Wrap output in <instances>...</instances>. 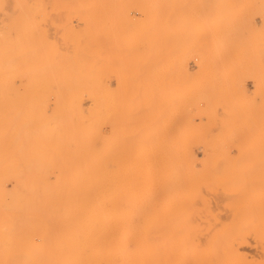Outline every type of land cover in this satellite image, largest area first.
<instances>
[{"label":"rangeland","instance_id":"1","mask_svg":"<svg viewBox=\"0 0 264 264\" xmlns=\"http://www.w3.org/2000/svg\"><path fill=\"white\" fill-rule=\"evenodd\" d=\"M0 1L2 5L5 1V4L0 7V32H1L0 40L2 41L0 42L1 44L0 53L2 54V52L4 51L3 55L0 54V58L1 56L3 57V56L10 55L9 57H4V58L5 59L8 58L10 61H12L11 60L12 58L14 61L13 63L12 62L10 63L12 67L9 63L7 64L6 61H4L6 64L5 63L3 64L5 66L8 65L7 67L8 70H6L5 69L6 67L1 64V61L3 62V60L5 59L4 58L3 60L2 58L0 59V72L4 71L0 75V83H1L0 84V264H70V263L74 264L72 260H69L70 258L73 257V253L72 252L67 253V252H70V250L68 247H66L65 244H63L65 241L69 243L68 240L65 239V237L67 236L70 237L72 233L73 234L75 233L73 231L76 230V226L73 225L74 222L73 224L66 222L70 218V216L69 215L62 216V211L61 209L58 208L57 205H53V206L46 205L45 203H42L45 200L42 201L41 199L39 202L38 199L36 200V199L29 198L30 199L29 204L32 205L31 208L33 207V202L36 200L41 204L40 206L41 209H39L41 211L38 212V210H36L37 213L34 212L35 210H33V208L35 207L36 202L34 203V207L32 208V211L31 209L28 210V207H27V210L25 211L23 210L24 205L26 207L28 201L24 203L25 201L24 198H21L22 200L20 198L16 199L15 197H11V195L7 192L8 189L11 187V183H12L13 153H14V148L12 144V126L15 125L14 122L18 121L16 122V124L18 123L19 125L21 123L22 124L26 123L24 122V120L26 121L28 119V116L30 115V112L32 113L33 106L35 104L34 102L39 103L41 101L44 102L45 100L54 101V99H59L57 98L58 96H60V99L64 98V100L67 101L73 95H77L79 98L82 97L83 103L85 102L84 107L91 106L95 112V119L97 116V120H100L98 122L95 121L96 123H94V129H93V132H94L93 136L94 135L96 136V134L100 133L97 136L100 140L99 141L96 140L97 141L96 149L98 151V154L104 156L106 152L107 153L109 152L110 154L114 152L113 155L112 154L105 155L103 158L110 157L109 162L112 166V169L114 171L116 169L114 174L115 176L118 175V177L116 178V180L114 179L113 188L115 187L114 189L115 190L117 189L116 190L117 193L115 192L117 194V197L120 200L121 199L123 200L124 198H122V196L126 194L128 196V199L130 198L129 199L130 202H131V198H133L132 200H134L130 203V204L134 203L133 204L134 207L129 204L130 206L129 207L126 206L127 209L124 208V212L122 211L124 213L123 214L121 210H123V207H125V205H128L126 202L127 201L129 202L127 197H125L126 195L124 196L125 200H127L126 202L123 201L124 202L123 204L125 205L121 207L119 205V207H117V210L114 211V217L116 216L115 218L118 219V221L119 219H121L120 221H126L128 223L129 222L136 223L140 219L139 216L137 218L136 212L140 211V209L141 211L145 209L146 212L150 210L148 207L145 208V206L146 205L148 206V204L149 206L151 205L150 201L152 202V200H149V199L151 197L153 198V195L151 196V194L154 193L153 191L154 185L150 183V181H148V179L146 178H142L143 180H141V178L137 179V177H134L139 174L146 175L144 173L146 172L145 170L147 169L144 166H146L147 164L154 165L155 163L156 165L173 164L175 166L179 164L178 166H181V169H182L179 172L180 177H178L176 172H173V173L169 172L172 175L171 176L172 179H174V176L176 175L175 176V185H176L175 188L177 192L176 190L170 191L171 193L172 192L174 193V194H171L172 197L169 196V191H165L166 193L163 192L164 193L163 196H166V197L161 200L162 202L160 201V199L163 197L158 196L159 201L155 199L157 203H155L156 201L154 200L155 202L154 203L152 202L154 206H151V209H154L155 204H158L156 205V207L158 206V209L160 210L155 208V212L153 210L149 212L151 214H157L156 212H160L161 209H168L170 208V206L172 207L174 204H176L175 206L177 207L175 210L176 212L178 211L177 213L179 216L175 213V210H173L172 214L168 215V216H171L169 218H164L168 216H164V217L156 216L158 220L155 216L149 218L147 220L148 225L152 223L150 224V226H153L155 222H156V225L158 226H160L161 224L163 225L164 223L167 225V224H170L173 220L174 221L172 223H175V224L182 223V226L184 228L188 227V229H191L193 231V236H195L196 239L200 240L202 238L201 240L205 239L203 240L204 242L206 240L208 241V242L206 241V244H204L205 246L203 245L202 247V248L205 247L206 249L205 248L201 249L202 255H205L206 253V255L208 256L214 255V253L216 252L215 249H217L218 247L219 248L217 250L225 247L228 242V238L234 239V241L238 240L240 241L239 243H242L243 241H245V239H247L246 240V242L248 241L247 243L244 242L243 244H241V247H242L241 249L242 250L244 248L245 249L243 251H241L240 249L241 253H243L241 257L245 255L244 258L239 257L236 261H234L232 257L230 258L227 257L226 259L221 261L219 264H224L225 262H226L225 264H230V263L231 264H241L242 262L243 263L247 262L246 264H255V263L264 264L263 262L264 261V249L262 250V248H264L263 247L264 239L262 238L263 242H262V239L258 240L260 242H257V239L253 238L252 235H250L251 231L254 228L258 230L262 229V227L264 228V223H263L264 221L263 220L264 219V201L261 200V199L264 200L263 198L264 193L260 194L261 192H264L263 190L264 189L263 188L264 187V177H263L264 176V173H263L264 166L263 167L260 166L262 164L264 165L263 163L264 162V0H126V2H124L125 0H114V1L110 0L111 2L108 0L109 3L106 2V0H97L99 1V2L96 1L98 4L95 3L94 0H87V1L76 0L77 2H75V0H70L71 3L69 2V0H66L68 3L65 2L64 0H61L62 2L64 1V3L60 7H59V3L61 2L60 0L58 1V5L56 4L57 2L56 0H53V1L51 0L52 2H49L48 0L47 1L44 0L42 4H41L42 0H35L39 2L38 4L37 2L33 4L34 2L33 0L28 1L29 3H27V0L25 1L23 0L22 3L20 2L21 0H19V2L18 0H0ZM12 1L14 2L17 1V3H14V4H17L18 8L17 7L16 8L18 9L17 10L18 12L15 11L16 8ZM54 1H55V4H53ZM79 1H81V3ZM30 2H32V4ZM89 2L91 3V5H89ZM18 3L19 4L21 3L20 7ZM82 3L84 7L86 6V8L81 6ZM30 4L31 6H28ZM40 4L43 6L42 9L45 13L44 12L42 13L44 14L41 13V6H39ZM73 4H78V6L77 5L75 6L79 7L80 10L78 8H75ZM103 4H106V6ZM107 4L108 6L110 5L112 6V7L110 6L111 9L110 7L108 8ZM21 5L22 7H24L23 8L24 11L21 9L22 8ZM45 5L46 7H44ZM96 5L97 7L95 8ZM98 5H99V8H98ZM117 5H120V6L118 7ZM36 6L38 7V10ZM114 6L116 7V9H114L115 8ZM27 7H29L30 9L27 10L28 9ZM33 7H35L36 9L34 8L35 11L32 10L33 12L31 11L30 15H33V13H35L34 16H31L32 19L33 18L35 19V20L33 19L35 22H33L31 18H29L30 15L28 13ZM124 7H126L127 9L125 8L126 9L125 10ZM25 10H27L28 12ZM101 10L104 12V14ZM108 10L109 12H107ZM14 11L17 14L20 13V15L16 14V17H15ZM20 11H22L23 15L21 14ZM36 11H39L40 13L38 12L37 14ZM110 12L111 13L113 12V13L110 14ZM113 14H114L115 19H112L113 16L111 18V15ZM123 14L126 16L124 17ZM107 15L110 17H108ZM116 15H118L117 18H116ZM40 16L41 17L43 16V17L41 18ZM79 16H81L80 19H78ZM26 17L27 19H29L28 21L26 20ZM101 17L102 18L104 17V18L102 19ZM105 18L112 19L110 20V23H109V20H107V27L105 25L106 23ZM20 19H23V20H20ZM14 20H16V23ZM122 20L123 21L126 20V21L123 22ZM25 21H27L28 24L30 23L33 24L34 27L31 24L28 25L27 23H25V26H24L23 23ZM9 22L10 23L12 22V23L10 24ZM113 22L115 25L116 24L117 25L114 26ZM119 22L120 23L123 22L122 25L124 27ZM84 23H87V24L84 25ZM2 24L3 26H1ZM118 25H119V28H118ZM13 26L14 28H16V30L20 29L22 32L20 30L18 32L17 31L15 32V29H12ZM23 26H24V29H23ZM39 26L41 27V29ZM110 26L114 27L113 30H117V31L119 29L123 30L125 28L126 34L124 31L125 29L123 30V33L122 31H118L116 33V31H113L111 28L108 29ZM79 27L80 28L83 27L85 29L84 30L83 28H81L82 30H84L83 34L81 33L82 31ZM11 29L13 33L14 32L15 33L14 34L12 33V35L9 34L8 36V33H11ZM33 29L35 30L37 29L36 30L37 32L36 31L35 32L38 34L34 32V35H33V31H32ZM38 29L40 30L43 29L45 32H42L43 31L42 30L39 34ZM97 29L98 30L103 29V31H99V34H98ZM104 29L106 32H104ZM23 30H24V33H23ZM78 31H81L79 32L80 35H78ZM30 32H31V37H29L30 34H28ZM85 33H88L89 36L91 33L93 35L96 34V36L98 37L96 38L92 35L90 36V38L94 37L95 39L94 40L91 39V41H89L88 39L89 36L86 34L88 38L87 37L85 38L86 36ZM102 33L103 35H101ZM118 33H121V34L118 35ZM18 35H22L24 40L22 39V36L19 37ZM24 36H28L27 37L28 41L33 38V42L31 41V44L33 46L29 44L30 42H28ZM81 36H84V38L83 37L81 38L84 40L80 41ZM2 37H5V41L2 40L4 39ZM117 37L118 39H116ZM101 38H103L102 39L103 41L101 40ZM25 40H26V43H25ZM98 40L99 41L101 40L102 42L101 41L97 42ZM86 41L88 42L84 43ZM19 42H21V44ZM94 42L96 43L94 44ZM106 43H108L107 46H106ZM110 43L115 46L110 45ZM118 43H119V46H117ZM2 44H3V48H2ZM17 44L19 45L18 47H17ZM27 44H29L30 46ZM86 44L87 45L89 44L92 46L88 48ZM96 44L97 46L103 45V47H100V48L98 47L97 49ZM120 44H122V48ZM22 45L23 46L25 45V46L23 47ZM109 45L110 47H112V49L110 47L108 48ZM27 47L29 51H32L34 49L33 53L36 51L34 53L35 55H33L32 52L29 53V51L25 49ZM85 47L88 50H85ZM118 47L121 49H119ZM14 48L17 50V52ZM22 48H24L23 52H22ZM79 48L81 50H79ZM83 48L85 51L82 50ZM117 48L119 50H117ZM6 49L9 54L6 53ZM11 49H13L14 51L13 50L11 51ZM42 49H45V50L43 51ZM101 49L104 53L101 51L100 53L98 52ZM123 49L126 51H124ZM120 50L122 53L120 52ZM19 51H21V53H19ZM25 51L28 54L25 53ZM37 51L39 54L37 53ZM114 51L116 52L119 51V53L117 52L116 54V52ZM86 52H87V55H86ZM53 53L55 55H53ZM80 53H85V54L81 55ZM96 53L99 55L95 57ZM22 54L25 55V57ZM108 54L109 55L111 54L112 56L111 57L108 56L109 58L106 57V55ZM123 54L126 56V58L125 56L123 57ZM16 55L20 57H17L16 59ZM47 55H49L50 57L49 56L46 57ZM100 55H104L105 58L104 56H100ZM116 57L119 59H117ZM35 58L36 60H33ZM38 58H40L41 60ZM81 58H84L86 62V63L83 62L84 66H83ZM86 58H89V61H90L89 63L90 65L92 64L93 67L96 66L97 68L99 67L100 69V66L102 65L100 70H102L103 72H100V70H95L96 73L93 70L90 71V68L91 69L93 68H92V65L90 67V65L87 64L88 59ZM107 58L108 60L109 59L113 60V61L109 60L110 65L108 64V61L106 60ZM37 59L40 61H37ZM79 59L81 61H79ZM104 59L106 60V62ZM115 59L116 61L114 62ZM15 60H20L21 62L22 61L23 62L21 63L20 61H17L18 67H16V70L14 73V70H10V69H13L14 68L13 66H17V64H15L16 63ZM47 60L49 63L47 62ZM27 61H30V62L28 63V67H25L27 66ZM35 62L37 64L38 62L39 63L41 62L44 64H42L43 66L41 64L37 65ZM116 62H118L119 64L120 62H124V63L120 65L119 64L115 65ZM24 63L25 65H23ZM30 63H32V65H30ZM50 63L52 64L50 65ZM97 63L101 65L99 66ZM85 64H87L88 66ZM107 64L108 66L105 67V65ZM1 65H2V68H1ZM19 65L21 66V68ZM49 65L50 67H48ZM111 65H112V68L110 67ZM44 66L45 68H48V70L45 69ZM80 66L82 67L80 68ZM34 67L36 69H34ZM83 67L84 68L86 67V69L89 68V72ZM125 67L127 69V72L125 69L124 71L125 73H123V70ZM39 68L41 70H39ZM106 69H107V72H108V69H111L113 71L110 74L109 72L111 70H109L107 74L105 73ZM30 70H33V71L35 70L36 74L35 73L33 74V72L29 73ZM78 70L79 71L81 70V71L79 72ZM9 71H11L12 73ZM20 71L21 73H18ZM43 71H45L46 75ZM40 72L42 73L40 74ZM98 72L99 74H97ZM47 73H48V78H47ZM87 73H89L88 76L86 75ZM94 73L96 74V76L94 75ZM101 73L103 74L102 75L103 80L101 79ZM8 74L9 75L12 74L10 75L11 78H9L11 81H9L8 79V76H9ZM54 75L56 76L53 80ZM84 76H86V78H84ZM45 78H47V80H45ZM49 78L51 79L50 85H53V86L48 85L50 82L48 81ZM26 79H27V82H26ZM55 79L59 80L57 81L58 83L56 82ZM95 79L96 81L98 79L97 83H94ZM34 80H35V83H34ZM88 81L91 82V85H87ZM36 82L40 83L39 86L41 87H39L36 84ZM29 83H33V84H29ZM80 83H82L81 87L79 86ZM55 84H57L58 86L57 85L55 86ZM2 85L3 87H1ZM11 85L12 86L14 85L13 86L14 88ZM92 85L94 86L97 85V87L96 86L92 87ZM62 86L63 88H61ZM101 86L104 88H102ZM56 87L59 89H57ZM89 87H92L91 91H93L95 95L98 94L100 97L101 96L105 97L106 103L103 107L101 105V107L104 109L107 106L108 108L106 112L102 111L103 110L102 108H100L102 109L101 110L102 113L100 112V110L98 109V104H99L98 101H101V100L99 99V96L98 97L95 96L93 92L90 91ZM99 87L101 88L98 89ZM6 88H8L9 91H7ZM37 88L39 89V91L41 90L40 92L42 94H38V92L36 93ZM53 88H55L57 92ZM1 89H2V92H1ZM3 89L6 91L4 94H3L4 92ZM29 89L31 91H29ZM86 89L89 91L86 92ZM96 89L97 91L98 90L99 91L98 92L94 91ZM42 90L44 91V93H47L48 91H50L49 93L51 95L49 93H47L48 95L47 94L44 95ZM102 90H105V91H102ZM84 91L85 93H83ZM112 91L114 93H112ZM24 94H26V96L29 95V99ZM36 94H38V97ZM3 95H6V96L4 97ZM15 95L17 99L15 102L13 100L14 103H12L11 100L15 99ZM39 95L40 96L43 95L46 98L42 96V99H41ZM52 95L54 96L56 95L55 98ZM109 95L112 96L110 97V99H109ZM122 95H123V98H122ZM20 96H22L23 99ZM92 96L94 97L92 98ZM124 96L126 98H124ZM94 98L97 102L94 100ZM121 98H122L121 100L122 102H127V104L126 103L122 104L125 107L120 106ZM6 99H7V102H5ZM73 99L74 97H72L71 100ZM105 99H102L104 101L100 102V104H104ZM93 100L96 102L97 104L96 106ZM29 101L32 102L33 104L29 103ZM90 101H93V103ZM16 102H17L18 107L16 106ZM22 103L24 105L27 104V106L23 105L25 108L24 107L21 108ZM28 103L29 105L31 104L30 109H29ZM109 103H110V106H108ZM14 105L17 107V109L15 108ZM111 105H113V107ZM94 107L96 108V110ZM110 107L112 108L111 110H109ZM116 107H117L118 112L116 110ZM64 108L68 109V102L64 103ZM12 109H14V111ZM20 109L21 110L25 109V112H23L24 111L23 110L22 114L26 113L27 111H30V112H28V114L26 113L22 115L21 117ZM97 110H99V112ZM123 112H124V115H123ZM18 113H20V115ZM106 113L108 114L107 115L108 118L107 116L103 117V114L105 115ZM118 113L122 115L120 116L118 115ZM97 114L102 115V117L105 119H103L101 116ZM114 114L117 116H115ZM13 115H15L16 118L18 119L16 120V118ZM127 116H128L129 121L126 120V122L124 123L125 119H127L126 118ZM19 117L21 119H19ZM24 117L25 119H23ZM112 117H115V119ZM111 118L113 122L109 121V119L111 120ZM116 119L118 122L116 121ZM102 120L103 122H101ZM105 120L106 122L107 121L108 122L106 123ZM121 120L124 123V124L122 123L123 126L120 125L122 122ZM109 122H110V126L114 124L117 125L119 123L117 126L120 125L121 127L120 126L119 127L121 130L119 129V127L116 128L115 125L112 126L113 128L110 127L108 125ZM127 122L129 123L127 124ZM106 126L107 128L103 129ZM110 128L112 130H110ZM94 130H96L97 132ZM114 132L115 134H113ZM121 132H125V133H121ZM122 134L124 137L122 136ZM101 135L105 138V141L110 140L111 138L110 142L106 141V143L103 144L104 138H101L102 137ZM118 136L121 138L122 142L120 141V138ZM114 137L117 139H114ZM57 139H58L59 149L62 153L70 154L74 150L77 139H76V136L70 130H64L61 134L57 136ZM113 139H114V142H112ZM101 141L103 143H101ZM110 144H113V145H110ZM108 145H109V147L107 148L108 151H106V146ZM121 145L124 148V150L121 147ZM111 146H115L117 149ZM114 148L117 151H115ZM111 150L113 152H111ZM130 150H132L131 155L128 154V152L130 153ZM103 151H106V152H103ZM153 151H157V152H153ZM123 152H124V155H123ZM134 152L137 153L138 157H136V153ZM152 152L154 156H151ZM156 153L160 158L156 155ZM160 153H163V154L161 155ZM114 154H115V157H114ZM125 154L127 156H125ZM144 154H146V156ZM140 155H141V158H143V160L141 161H140ZM248 155H249V158H248ZM147 156L149 157L151 156L150 159ZM134 157L136 160H138L137 162L134 159ZM144 157L146 158V160ZM223 157L224 158L226 157V159H224ZM250 157H255L254 159L259 160V161L257 162L253 158H252L253 160L252 161L250 160ZM111 159H112V163H111ZM171 159L173 160V162H171L172 161ZM239 159L240 160L242 159L241 162H239ZM117 161H121L122 164ZM144 161L146 163H143ZM249 161L251 162L249 163ZM255 162H257L258 164ZM231 164L233 166H231ZM251 164L253 165V167H255L256 164L257 166L253 168ZM113 165L116 167L118 165L119 166L116 168ZM124 165H127V167ZM228 165H230L231 168L228 167ZM213 166L214 167L217 166V167L213 169L214 168ZM243 166L248 167L250 170L248 168H243ZM134 167L137 168L138 171ZM138 168L140 169V171ZM216 168H218L219 170ZM262 168H263V171H262ZM125 169L126 170L128 169L129 171H131L132 173L131 176L133 178L130 177L127 180L124 179L123 181L124 175L131 174L130 172H127L128 170L126 171ZM252 169L258 172L260 175L258 173H256L257 175H255ZM238 170H241V172L239 173ZM120 171H122V173ZM135 171L138 173H136ZM142 171H145V172L143 173ZM215 171L217 174L215 173ZM235 171H237L238 173ZM169 173L167 172V174L163 175L164 179L161 178L163 182L171 183L174 181V180L171 181L170 179L171 177ZM212 173L217 176L215 177V175H213ZM218 173L221 174L222 176L218 175ZM121 174L123 175L120 178ZM235 174L236 175L238 174V175L236 176ZM244 174H247L245 175L246 177L244 176ZM248 174H251V175L248 176ZM258 175L259 176L263 175V176L259 177ZM194 176L196 178H194ZM252 176H255V177L258 176V178L256 177V179H254L255 177L252 178ZM215 178L216 180H213ZM244 178H248L249 180L250 178L254 179L251 182L252 185L249 184L250 182H248V179L247 180L245 179V181L243 182ZM135 179L138 182L140 181L139 184L138 183L134 184ZM169 179L171 182L169 181ZM181 179H183L185 183L182 182ZM194 179L196 181H194ZM257 179H259V181H257ZM129 180L133 182H130ZM116 181L117 183L119 182L118 185L120 183L122 184L120 185L119 188H118ZM127 181L130 182L131 185ZM186 181L188 182L190 181V183ZM246 181H247L246 183L247 186L245 184ZM261 181L263 182V184ZM125 182L127 183L125 184ZM149 183L151 186L150 190H148L149 187L146 188V186ZM182 183L183 185L187 184V186H185V188L182 187L178 190L177 188L181 187ZM254 183L256 186L252 188ZM128 184L130 185V188L128 187L129 186ZM241 184L242 186L243 185L245 186L242 187ZM261 184L263 186H261ZM135 185L137 186L139 185V186L135 187ZM144 185L146 186L144 187ZM131 187H134V188L132 189ZM139 187L140 189H138ZM250 187L251 189H253L252 191L254 192L257 191V192L253 194L251 190H250L251 192H248L249 191L248 188L250 189ZM241 188H243V190H241ZM238 189L240 190L238 191ZM133 190H134V194H133ZM246 190L248 193L246 194L243 193ZM235 191L238 193H236ZM240 191H242L243 194H241ZM129 193L133 195L135 198L131 196ZM173 195H175L176 197ZM258 195H261V196H258ZM142 196L147 197V198L150 196L151 197L149 199L147 198L144 199ZM253 197L258 198V200L260 199L259 201H257L258 203H260L261 201L262 202L260 204L255 202L254 205L251 206L252 205L251 200L254 199ZM166 198H168L167 203L164 202V200L166 201ZM19 199H20V202H19ZM141 199L143 201H141ZM188 199L192 200L193 202L188 201ZM14 200H16V202H18L19 204L15 203ZM168 200H170L169 203H168ZM175 200H176V203H175ZM178 200L179 201L181 200V201L178 202ZM205 200L207 203L204 202ZM121 202L122 201H120L119 203L121 204ZM159 202L161 203L160 205H159ZM190 202H192L193 205ZM21 203H24V205L22 206ZM39 203L38 205H40ZM143 203L145 206L143 205ZM172 203L174 204L172 205ZM183 203L188 205L187 207L188 209L184 207L185 205ZM15 205L18 206L17 210L19 208V212L16 211ZM30 205H27V206H30ZM38 205L36 206L37 208L35 207L34 209H38ZM205 205L209 206V208H207ZM242 205L244 206V208ZM131 206L133 209L131 208ZM139 206H142V207L140 208ZM50 207L52 208L49 209ZM248 207H250V209ZM256 208H259V209L262 208L263 213H262V209L260 211L259 209L257 210ZM118 209L120 210L121 213L118 212L119 211ZM251 211H254L253 213L259 214L261 216L263 214L262 218L261 216L257 215V217L259 216V219H257V217H255L256 215L255 214L253 215ZM243 212H245L246 214ZM127 214L130 217L127 216ZM132 215L133 216L135 215L138 220L136 218L134 220L135 216L133 217ZM61 216L65 218L66 221L62 220ZM118 216L120 217L118 218ZM121 217L122 218L124 217V218L122 219ZM159 217H162L163 219ZM181 217L184 219V221L182 222L180 221V220H183L181 219ZM228 217L230 220L228 219L227 221ZM254 217L256 218V221H254V224H253V220H255L253 219ZM153 218L156 221H153L152 220ZM176 218H177L176 221L177 222L179 221L178 223L175 222ZM189 219L190 221L193 220L191 221L193 222L192 224L190 221H188ZM150 220H152L154 223ZM157 221L159 223H157ZM236 221L237 223H235ZM259 221H262V222L259 223ZM203 222L205 224H203ZM238 223L241 225L238 226ZM248 224H250L251 230L247 228L249 227ZM206 225L208 226L206 227ZM230 225H234V226H230ZM242 225L244 227V228L242 227L243 229L241 228ZM232 228H236L237 229L236 231L238 234H236L235 229L231 231ZM228 229H230L232 233ZM240 229H242V231ZM244 229H247L246 232ZM249 230H250V233L248 232ZM241 232L243 233L241 234ZM230 233L231 235H233V237L230 235ZM246 233L248 236L246 235ZM203 234L204 236H202ZM226 235L227 237L225 238L224 236ZM206 236L208 237L209 240L206 238ZM221 236L222 238L224 237L225 239L220 238ZM216 238L219 239V242H217L218 240ZM69 239L72 240L71 237ZM215 241L218 245L215 243ZM259 243L261 245H259ZM207 245H209L208 248L206 247ZM212 245L215 247L217 246V247L216 248L211 247ZM244 245L245 247H243ZM213 248H214V252H213ZM260 248L262 251L260 250ZM252 259H254V261H252ZM68 260L71 262H68Z\"/></svg>","mask_w":264,"mask_h":264},{"label":"bare ground","instance_id":"2","mask_svg":"<svg viewBox=\"0 0 264 264\" xmlns=\"http://www.w3.org/2000/svg\"><path fill=\"white\" fill-rule=\"evenodd\" d=\"M22 1L23 0H21L20 2L22 3ZM25 1V0H24ZM28 1H30V0H27V3H29ZM34 2H33V4L34 3H36L37 1H35V0H33ZM47 1V0H46ZM49 2H52L51 0H48ZM57 2H56V4L58 5V1L59 0H56ZM61 1V0H60ZM65 2H67L66 0H64ZM64 1L62 2H60L59 3V7L64 3ZM82 1V0H81ZM81 1H79L80 3H81ZM83 1H87V0H83ZM95 1V3H97V2H99V1H97V0H94ZM97 1V2H96ZM110 1V0H109ZM114 1V0H113ZM13 2V4L14 3H17V1L16 2H14V1H12ZM18 2H19V0H18ZM44 2V0H42L41 1V4ZM69 2H70V0H69ZM75 2H77L76 0H75ZM106 2H108V0H106ZM105 2V3H106ZM111 2V1H110ZM124 2H126V0L124 1ZM0 3H1V1H0ZM20 3V4H21ZM31 4H32V2H30ZM39 2H37V4H38ZM47 3V2H46ZM68 3V2H67ZM71 3V2H70ZM73 3V2H72ZM104 3V2H103ZM109 3V2H108ZM115 3V2H114ZM120 3V2H119ZM5 4V1H4V3H3V5ZM19 4V3H18ZM20 4H19V7H20ZM31 4L30 5H28V6H31ZM39 5V6H41V13L42 12H44L43 11V6L42 5ZM48 4V3H47ZM52 4V3H51ZM53 4H55V1H54V3ZM85 4V3H84ZM98 4V3H97ZM100 4H101V2H100ZM113 4V3H112ZM118 4V3H117ZM122 4V3H121ZM2 5V3H1V5H0V7L1 6H3ZM7 5V4H6ZM15 5V8L17 7V4H14ZM75 5H77L78 6V4H73V6L75 7V8H78L79 9V7H77V6H75ZM86 5V4H85ZM89 5H91V3L89 2ZM103 5H105L106 6V4H103ZM110 5V4H109ZM114 5H116V4H114ZM35 6V5H34ZM81 6L82 7H84V5H83V3L81 4ZM102 6V5H101ZM107 6H108V4H107ZM111 6V5H110ZM110 6H108V8L110 7ZM118 7L120 6V5H117ZM10 7V6H9ZM21 7H22V5H21ZM37 7V6H36ZM44 7H46V5L44 6ZM97 7V5L95 6V8ZM112 7V6H111ZM111 7H110V9H111ZM115 7V6H114ZM14 8V9H15ZM18 8V7H17ZM15 9V11L16 12H18L17 10L18 9ZM24 7H22L21 9L24 11V9H23ZM28 9L27 10H29L30 8L29 7H27ZM35 7H33V8H31V10L28 12L27 10H25V11H27L28 13H29V15L31 14L30 12L33 10V11H35V9H34ZM84 8H86V6L84 7ZM87 8H89V7H87ZM98 8H99V5H98ZM126 7H124V9H125ZM3 9V8H2ZM101 9V8H100ZM114 9H116V7L114 8ZM118 9V8H117ZM127 9V8H126ZM125 9V10H126ZM37 10H38V7H37ZM80 10V9H79ZM84 10H86V9H84ZM94 10V9H93ZM93 10H91V11H93ZM98 10V9H97ZM96 10V11H97ZM104 10V9H103ZM122 10H123V8H122ZM4 11H5V9H4ZM14 11V12H15ZM32 11V12H33ZM39 11H40V9H39ZM39 11H36V13L38 14V12ZM82 11V10H81ZM102 11V10H101ZM111 11V10H110ZM3 12V11H2ZM10 12V11H9ZM15 12V17H16V13ZM21 12V14H22V11H20ZM79 12V11H78ZM89 12V11H88ZM87 12V13H88ZM103 12V11H102ZM106 12V11H105ZM107 12H109V10L107 11ZM114 12H115V10H114ZM128 12V11H127ZM126 12V13H127ZM24 13V12H23ZM27 13V14H28ZM40 13V12H39ZM45 13V12H44ZM44 13H42V14H44ZM91 13V12H90ZM97 13V12H96ZM113 13V12H112ZM111 12H110V14H112ZM25 14H26V12H25ZM24 14V15H25ZM34 14L35 13H33V15H30V17L29 18H31V16H34ZM86 14V13H85ZM84 14V15H85ZM95 14V13H94ZM103 14H104V12H103ZM116 14V13H115ZM12 15V14H11ZM17 15H20V13L19 14H17ZM23 15V14H22ZM22 15H21V17H22ZM28 15V16H29ZM77 15V14H76ZM101 15H102V13H101ZM108 15H109V13H108ZM107 15V16H108ZM124 15V14H123ZM8 16H10V15H8ZM13 16V17H14ZM39 16V15H38ZM44 16V15H43ZM42 16V17H43ZM82 16V15H81ZM81 16H79L78 17V19H80L81 18ZM99 16V15H98ZM104 16H106V15H104ZM112 16H113V18H112ZM117 16L118 15H116V18H117ZM126 15H124V17H125ZM14 17V18H15ZM20 17V16H19ZM41 17V16H40ZM41 17V18H42ZM45 17V16H44ZM108 17H110V16H108ZM2 18V17H1ZM84 18H86V17H84ZM102 18V17H101ZM104 18V17H103ZM102 18V19H103ZM111 18L112 19H115L114 18V14L113 15H111ZM106 19V23H105V25H106V27H107V20H109V23H110V20H112V19ZM119 18V17H118ZM129 18V17H128ZM17 19V18H16ZM23 19H24V17H23ZM23 19H20V20H23ZM32 19V18H31ZM34 19V18H33ZM32 19V20H33ZM83 19V18H82ZM101 19V20H102ZM104 19V20H105ZM123 19V18H122ZM26 20L28 21L29 19H27V17H26ZM35 20V19H34ZM33 20V22H35ZM103 20V21H104ZM119 20V19H118ZM126 20H127V18H126ZM126 20H124V21H126ZM11 21V20H10ZM13 21V20H12ZM15 21V23H16V20H14ZM19 21V20H18ZM27 21H25L23 24H24V26H25V23H27L28 24V22ZM114 21V20H113ZM123 21V20H122ZM123 21V22H124ZM3 22V21H2ZM7 22V21H6ZM5 22V23H6ZM20 22V21H19ZM30 22V21H29ZM32 22V23H33ZM99 22V21H98ZM105 22V21H104ZM115 22V21H114ZM114 22H113V24H114ZM118 22V21H117ZM123 22L122 23H120L121 25L123 24ZM10 23V22H9ZM8 23V24H9ZM12 23V22H11ZM10 23V24H11ZM21 23V22H20ZM89 23V22H88ZM93 23H95V22H93ZM102 23V22H101ZM108 23V24H109ZM19 24V23H18ZM22 24V23H21ZM20 24V25H21ZM31 24V23H30ZM30 24H28V25H30ZM82 24V23H81ZM85 24H87V23H84V25ZM124 24H126V23H124ZM7 25V24H6ZM13 25V24H12ZM32 26H33V24H31ZM93 25H95V24H93ZM102 25H104V24H102ZM110 25V24H109ZM117 25V24H116ZM115 24H114V26H116ZM120 25V26H121ZM1 26H3V24L1 25ZM24 26H23V29H24ZM91 26H92V24H91ZM123 26V25H122ZM10 27H12V26H10ZM34 27V26H33ZM40 27V26H39ZM39 27H37V28H39ZM124 27V26H123ZM5 28H6V26H5ZM30 28V27H29ZM29 28H27V29H29ZM80 28V27H79ZM81 28H83V27H81ZM80 28V29H81ZM101 28H103V27H101ZM105 28V27H104ZM112 29L113 30V28L114 27H112V26H110L108 29ZM118 28H119V25H118ZM117 28V29H118ZM121 28V27H120ZM3 29V28H2ZM12 29H15V32L17 31H19L20 29H18V30H16V28H14V26H13V28ZM12 29H11V33H8V36H9V34H11L12 35V33H13V31H12ZM31 29H32V27H31ZM40 29H41V27H40ZM40 29H38V32H39V34H40V32L43 30H40ZM84 29V28H83ZM89 29H90V27H89ZM125 29V28H124ZM123 29V30H124ZM5 30V29H4ZM37 30V29H36ZM35 29H33L32 31H33V35H34V32L36 31ZM85 30V29H84ZM84 30H82L81 29V31H78V35H80L79 34V32H81L82 34H83V32H84ZM123 30L121 29H119L118 31H122V33H123ZM2 31V30H1ZM21 31V30H20ZM97 33L99 34V31H103V29H97ZM113 31H116V33L118 32L117 30H113ZM125 31V34H126V29L124 30ZM14 32V33H15ZM22 32V31H21ZM26 32V31H25ZM37 32V31H36ZM35 32V33H36ZM42 32H45L44 30L42 31ZM85 32H87V31H85ZM104 32H106L105 31V29H104ZM1 33V32H0ZM3 33V32H2ZM4 33H6V32H4ZM13 33V34H14ZM23 33H24V30H23ZM89 33V32H88ZM88 33H85V35L87 34L88 35ZM28 34H30L29 35V37H31V32L30 33H28ZM36 34H38V33H36ZM41 34H43V33H41ZM46 34V33H45ZM109 34H110V32H109ZM109 34H107V35H109ZM121 33H118V35H120ZM85 36V38L87 37L88 38V36ZM93 34L91 33L90 34V36H92ZM101 35H103V33L101 34ZM19 37L20 36H22V35H18ZM18 36H17V38H18ZM36 36V35H35ZM42 36H44V35H42ZM46 36V35H45ZM90 36H89V41H91V39H95L94 37H98V36H96V34L95 35H93L94 37L93 38H90ZM113 36H115V35H113ZM123 36H124V34H123ZM1 37V36H0ZM6 37H7V35H6ZM13 37V36H12ZM15 37V36H14ZM25 37V39H27V37L28 36H24ZM47 37V36H46ZM84 38V36H81L80 37V41L81 40H84V39H81V38ZM2 38H4V39H2L3 41H5V37H2ZM10 38V37H9ZM8 38V39H9ZM105 38V37H104ZM14 39V38H13ZM22 39L24 40V38H23V36H22ZM47 39V38H46ZM87 39V40H88ZM103 38H101V40H102ZM115 39V38H114ZM116 39H118V37L116 38ZM12 40V39H11ZM10 40V41H11ZM100 40V41H101ZM105 40V39H104ZM6 41H7V39H6ZM18 41H20V40H18ZM27 41H28V39H27ZM31 41L33 42V38L32 39H30L28 42H30L29 44L30 45H32L31 44ZM39 41H41V40H39ZM44 41V40H43ZM47 41V40H46ZM45 41V42H46ZM99 40L97 41V42H100ZM103 41V40H102ZM101 41V42H102ZM0 42H2L1 40H0ZM22 42V41H21ZM21 42H19L20 44H21ZM36 42V41H35ZM88 41H86V42H84V43H87ZM106 42V41H105ZM12 43V42H11ZM10 43V44H11ZM15 43H16V41H15ZM25 43H26V40H25ZM96 42H94V44H95ZM125 43V42H124ZM123 43V44H124ZM29 44H27V45H29ZM107 44L108 43H106V46H107ZM1 45V44H0ZM5 45V44H4ZM8 45V44H7ZM6 45V46H7ZM13 45V44H12ZM29 45V46H30ZM110 45H112L111 43H110ZM110 45L108 46V48L110 47ZM121 45V48H122V44H120ZM19 45L17 44V47H18ZM23 46V45H22ZM25 46V45H24ZM23 46V47H24ZM33 46V45H32ZM43 46H45V45H43ZM80 46V45H79ZM86 46L88 47V48H90V46H92V45H87L86 44ZM96 46H97V44H96ZM112 46H115V45H112ZM117 46H119V43H118V45ZM9 47H10V45H9ZM20 47H21V45H20ZM39 47H41V46H39ZM98 47L100 48V47H103V45L102 46H97V49H98ZM2 48H3V44H2ZM6 48V47H5ZM16 48V47H15ZM14 48V49H15ZM46 48V47H45ZM96 48V47H95ZM111 49H112V47H110ZM115 48V47H114ZM119 48V47H118ZM117 48V50H119V49H121V48H119L118 49ZM124 48V47H123ZM126 48V47H125ZM1 49V48H0ZM9 49V48H8ZM23 49L24 48H22V52H23ZM25 49H27V51H29L28 50V47L27 48H25ZM30 49V48H29ZM32 49H33V47H32ZM47 49V48H46ZM93 49V48H92ZM103 49V48H102ZM102 49L101 50H99L98 52L100 53V51L101 52H103L102 51ZM111 49H110V51H111ZM116 49V48H115ZM114 49V50H115ZM13 49H11V51H12ZM16 50V49H15ZM34 50V49H33ZM33 50L32 51H29V53H31L32 52V54L33 55H35L34 53L36 52H34L33 53ZM39 50H41V49H39ZM43 51L45 50V49H42ZM52 50V49H51ZM79 50H81L80 48H79ZM78 50V51H79ZM82 50H84V48L82 49ZM85 50H88V49H86V47H85ZM84 50V51H85ZM105 50H106V48H105ZM109 50V49H108ZM124 50V49H123ZM10 51V50H9ZM14 51V50H13ZM53 51V50H52ZM113 51V50H112ZM124 51H126V50H124ZM123 51V52H124ZM4 52V51H3ZM2 52V54L1 55H3L4 53ZM16 52H17V50H16ZM41 52V51H40ZM47 52V51H46ZM55 52V51H54ZM81 52V51H80ZM114 52H116V51H114ZM118 53H119V51H117ZM117 52H116V54H117ZM120 52H121V50H120ZM6 53H8V51H7V49H6ZM5 53V54H6ZM19 53H21V51H19ZM25 53H27L26 51H25ZM37 53H38V51H37ZM58 53H59V51H58ZM104 53V52H103ZM102 53V54H103ZM110 53H112V52H110ZM122 53V52H121ZM9 54V53H8ZM7 54V55H8ZM28 54V53H27ZM39 54V53H38ZM42 54V53H41ZM81 55L82 54H85V53H80ZM79 54V55H80ZM112 54H114V53H112ZM116 54H115V56H116ZM23 55V54H22ZM45 55V54H44ZM50 55V54H49ZM49 55H47L46 57H48ZM53 55H55L54 53H53ZM80 55V56H81ZM86 55H87V52H86ZM86 55H85V57H86ZM99 54H97L96 53V55H95V57L96 56H98ZM10 56V55H9ZM9 56H1V58H2V60H3V58L4 57H9ZM13 56V55H12ZM11 56V57H12ZM24 57H25V55H23ZM92 56V55H91ZM100 56H104V55H100ZM108 56H112L111 54L109 55H106V57H108ZM119 56H121V55H119ZM125 55L123 54V57H124ZM220 56V55H219ZM224 56H225V54H224ZM17 57H20V56H18V55H16V59H17ZM22 57V56H21ZM28 57H29V55H28ZM27 57V58H28ZM50 57V56H49ZM88 57V56H87ZM0 58V59H1ZM27 58H25V59H27ZM34 58V57H33ZM94 58V57H93ZM104 58H105V56H104ZM109 58V57H108ZM108 58L106 59L107 61H108V64H109V60H108ZM117 58V57H116ZM122 58V57H121ZM125 58H126V56H125ZM5 59V58H4ZM7 59V60H6ZM5 60H3V62L1 61V64L2 65H4L3 63H5L4 61H6V63L8 64H10L11 62L13 63L14 61H13V59L11 58V60L12 61H10L8 58H6ZM29 59V58H28ZM38 59H40V58H38ZM37 59V61H40V60H38ZM86 59H88L87 61V64L88 65H90V61H89V58H86ZM117 59H119V58H117ZM33 60H36V58L35 59H33ZM32 60V61H33ZM44 60V59H43ZM81 60H82V63L83 62H85V60H84V58H81ZM80 59H79V61H81ZM94 60V59H93ZM99 60V59H98ZM105 60V59H104ZM106 60H105V62H106ZM121 60V59H120ZM17 61H20V60H15V64H17ZM31 61V60H30ZM30 61H27V66H25V67H28V63L30 62ZM46 61V60H45ZM54 61H56V60H54ZM110 61H113V60H110ZM116 61V59L114 60V62ZM124 61V60H123ZM126 61V60H125ZM21 62V61H20ZM23 62V61H22ZM21 62V63H22ZM34 62V61H33ZM32 62V63H33ZM47 62H48V60H47ZM52 62V61H51ZM98 62V61H97ZM100 62V61H99ZM113 62V63H114ZM220 62V61H219ZM5 63V64H6ZM19 63V62H18ZM32 63H30V65H32ZM36 63V62H35ZM49 63V62H48ZM55 63V62H54ZM86 63V62H85ZM92 63V62H91ZM101 63V62H100ZM111 63V62H110ZM124 62H120V64H123ZM126 63V62H125ZM37 64V63H36ZM35 64V65H36ZM38 64H44V63H39L38 62ZM37 64V65H38ZM52 63H50V65H51ZM87 64H85V65H87ZM98 64V63H97ZM108 64L107 65H105V67H107L108 66ZM112 64V63H111ZM117 64H119L118 62H116L115 63V65H117ZM119 64V65H120ZM2 65H1V68H2ZM11 65V64H10ZM23 65H25V63L23 64ZM22 65V66H23ZM34 65V64H33ZM50 65L48 66V67H50ZM57 65V64H56ZM87 65V66H88ZM92 65V64H91ZM91 65H90V67H91ZM99 65V64H98ZM101 65V64H100ZM99 65V66H100ZM110 65V64H109ZM113 65V64H112ZM112 65L110 66L111 68H112ZM127 65V64H126ZM5 66V65H4ZM20 66V65H19ZM43 66V65H42ZM58 66V65H57ZM83 66H84V63H83ZM86 66V67H87ZM95 66V65H94ZM6 67V68H5ZM4 68L6 69V70H8L7 69V67H8V65H6ZM11 67H12V65H11ZM14 68L13 69H10V70H14V73H15V70H16V67H18V64H17V66H13ZM24 67V68H25ZM36 67V66H35ZM34 67V69H36ZM39 67V66H38ZM41 67V66H40ZM79 67V66H78ZM82 66H80V68H81ZM86 67L84 68V69H86ZM101 67H102V65L100 66V69H101ZM115 67V66H114ZM114 67H113V69H114ZM20 68H21V66H20ZM44 68H45V66H44ZM82 68V69H83ZM92 68L93 69H91L90 68V71L91 70H93L94 72H95V70H100L99 69V67L97 68L96 66L95 67H93V65H92ZM97 68V69H96ZM104 68V67H103ZM102 68V69H103ZM5 69H3V70H5ZM45 69H47L48 70V68H45ZM50 69V68H49ZM116 69V68H115ZM125 69H126V67L124 68V70H123V73H125L124 71H125ZM19 70V69H18ZM22 70V69H21ZM26 70V69H25ZM39 70H41L40 68H39ZM46 70V71H47ZM86 70H88V72H89V68L88 69H86ZM109 70H111V69H108V72H109ZM120 70V69H119ZM50 71V70H49ZM48 71V72H49ZM79 71V70H78ZM81 71V70H80ZM79 71V72H80ZM113 70H111L109 73L111 74V72H112ZM4 71H2V72H0V75H1V73H3ZM9 72H11V71H9ZM29 72V71H28ZM27 72V73H28ZM31 72H33V74L35 73V70L33 71V70H30V72L29 73H31ZM44 73H45V71H43ZM87 72V71H86ZM100 72H103L102 70H100ZM108 72H107V69H106V72L105 73H107L108 74ZM126 72H127V69H126ZM12 73V72H11ZM18 73H21V71L20 72H18ZM26 73V72H25ZM42 72H40V74H41ZM85 73V72H84ZM96 73V72H95ZM94 73V75L96 76V74ZM120 73V72H119ZM32 74V75H33ZM36 74V73H35ZM97 74H99V72L97 73ZM115 74V73H114ZM7 75V74H6ZM9 75V74H8ZM10 75H12V74H10ZM8 76V79L9 78H11V76ZM14 75V74H13ZM17 75V74H16ZM31 75V76H32ZM45 75H46V73H45ZM45 75H43V76H45ZM53 75V74H52ZM57 75V74H56ZM56 75H54L53 76V80H54V78H55V76ZM80 75V74H79ZM84 75V74H83ZM87 76L89 75V73H87L86 74ZM93 75V74H92ZM91 75V76H92ZM102 73H101V79H102ZM211 75V74H210ZM29 76V75H28ZM41 76V75H40ZM81 76V75H80ZM91 76H90V78H91ZM100 76V75H99ZM106 76V75H105ZM109 76V75H108ZM174 76V75H173ZM24 78H25V76H24ZM33 78H34V76H33ZM38 78H39V76H38ZM47 78H48V73H47ZM47 78H45V80H47ZM84 78H86V76H84ZM79 79V78H78ZM176 79V78H175ZM44 80V81H45ZM56 80V82L57 81H59L58 79H55ZM61 80V79H60ZM84 80H86V79H84ZM103 80V79H102ZM105 80V79H104ZM108 80V79H107ZM127 80V79H126ZM4 81V80H3ZM9 81H11L10 79H9ZM42 81V80H41ZM43 81V82H44ZM48 81H50L49 82V86H53V85H50L51 84V79L49 78V80ZM94 81V80H93ZM95 81H96V79H95ZM94 81V83H97V81H98V79H97V81L95 82ZM124 81V80H123ZM122 81V82H123ZM26 82H27V79H26ZM30 82V81H29ZM55 82V83H56ZM82 82V81H81ZM102 82V81H101ZM104 82V81H103ZM127 82V81H126ZM5 83H6V81H5ZM4 83V84H5ZM34 83H35V80H34ZM45 83V82H44ZM48 83V82H47ZM58 83V82H57ZM79 83V82H78ZM99 83H100V81H99ZM98 83V84H99ZM105 83H106V81H105ZM121 83V82H120ZM1 84V83H0ZM2 84H3V82H2ZM13 84V83H12ZM29 84H33V83H29ZM36 84L39 86V84L40 83H38V82H36ZM81 84L82 83H80V87H81ZM10 85V84H9ZM23 85H25V84H23ZM42 85V84H41ZM47 85V84H46ZM57 84H55V86H56ZM60 85V84H59ZM62 85V84H61ZM83 85H84V83H83ZM82 85V86H83ZM87 85H91V82H89L88 81V83H87ZM107 85V84H106ZM119 85V84H118ZM124 85V84H123ZM12 86V85H11ZM14 86V85H13ZM12 86V87H13ZM35 86V85H34ZM58 86V85H57ZM78 86V85H77ZM94 85H92V87H93ZM96 87H97V85H95ZM94 86V87H95ZM100 86V85H99ZM1 87H3V85L1 86ZM6 87V86H5ZM25 87V86H24ZM36 87V86H35ZM35 87H33V88H35ZM39 87H41V86H39ZM44 87V86H43ZM84 87V86H83ZM92 87H89L90 88V91L92 90ZM102 87V86H101ZM101 87H99L98 89H100ZM14 88V87H13ZM32 88V87H31ZM30 88V89H31ZM50 88V87H49ZM52 88V87H51ZM57 88V87H56ZM61 88H63V86L61 87ZM102 88H104V87H102ZM7 89V91H9L8 90V88H6ZM16 89V88H15ZM15 89H13V90H15ZM20 89V88H19ZM29 89V91H31ZM53 89H55V88H53ZM53 89H51V90H53ZM57 89H59V88H57ZM94 89V88H93ZM108 89V88H107ZM120 89H121V87H120ZM123 89V88H122ZM4 90V89H3ZM12 90V91H13ZM21 90V89H20ZM44 90V89H43ZM42 90V92L44 93V91ZM77 90V89H76ZM79 90H81V89H79ZM84 90V89H83ZM41 91V90H40ZM39 91V89L37 88V91H36V93L38 92V94H42L41 92ZM55 91H56V89H55ZM60 91V90H59ZM78 91V90H77ZM89 90H87L86 89V92H88ZM94 91H97V89L96 90H94ZM99 91V90H98ZM97 91V92H98ZM102 91H105V90H102ZM1 92H2V89H1ZM6 91L4 90V92H3V94L5 93ZM50 91H48L47 93H49ZM52 92V91H51ZM57 92V91H56ZM64 92V91H63ZM91 92H93V91H91ZM122 92V91H121ZM120 92V93H121ZM8 93V92H7ZM13 93V92H12ZM47 93H44V95L45 94H47ZM53 93V92H52ZM55 93V92H54ZM83 93H85V91L83 92ZM112 93H114L113 91H112ZM123 93V92H122ZM20 94H22V93H20ZM38 94H36L37 95V97H38ZM50 94V93H49ZM60 94V93H59ZM63 94V93H62ZM61 94V95H62ZM93 94H94V92H93ZM92 94V95H93ZM127 94V93H126ZM14 95V94H13ZM18 95V94H17ZM25 96H26V94H24ZM48 95V94H47ZM51 95V94H50ZM64 95V94H63ZM79 95V94H78ZM84 95H86V94H84ZM83 95V96H84ZM91 95V94H90ZM95 95V94H94ZM108 95V94H107ZM124 95V94H123ZM123 95H122V98H123ZM4 97L6 96V95H3ZM2 96V97H3ZM40 96V95H39ZM42 96L43 95H41L40 97H41V99H42ZM54 98H55V96L54 95H52ZM58 96V95H57ZM95 96H99L98 94L97 95H95ZM104 96V95H103ZM114 96V95H113ZM126 96V95H125ZM124 96V98H126ZM21 98H22V96H20ZM26 97H28V99H29V95L28 96H26ZM36 97V98H37ZM44 98H46L45 96H43ZM72 97H74V99L73 100H71L72 99ZM69 100H64V98H61L60 99V96H58L57 98H59V99H54V101H47V100H45L44 102H42V104H41V102H39V103H36V102H34L35 104H34V106H33V110H32V113L30 112V111H27L26 113L28 114V112H30V115L28 116V119L25 121L24 120V122H26V123H21L20 125L17 123L16 124V122H18V121H15V120H13V121H15L14 123H15V125H13L12 126V144H13V148H14V153H13V172H12V183H11V187L8 189V193L11 195V197H15L16 199L17 198H24V203H26L27 201H28V203H27V205H30L29 203V201H30V199H38L39 200V202H40V199L43 201V200H45L44 202H42V203H45L46 205H57L58 206V208L59 209H61V211H62V216H65V215H69L70 216V218L66 221V219L65 218H63L62 216V220H65L66 222H69V223H72L73 224V222H74V224L73 225H75L76 226V230H74L73 232H75L74 234L72 233V235L70 236L71 238H72V240H73V242H72V240H70L69 238V236H67V237H65V239H67L68 240V242L69 243H67L66 241L63 243V244H65L66 245V247H68L69 248V250H70V252H67V253H73V257L72 258H70L69 260H72L73 261V263L74 264H219L221 261H223L224 259H226L227 257L228 258H230V257H232L233 258V260L234 261H236L239 257H241V255L243 254V253H241V251H243L241 248V244H243L244 242H246V240L247 239H245V241H243L242 243H239L240 241H234V239H230V238H228V242H227V244H226V246L225 247H223V248H220L219 250H217V249H215L216 250V252L214 253V255H212V256H208V255H206V253H205V255H202V253H201V249H204V248H202L203 247V245L204 244H206V241L204 242L203 240H205V239H203V240H199V239H196V237L195 236H193V231L191 230V229H188V227L187 228H184L183 226H182V223L181 224H175V223H170V224H159L160 226H158V225H156V222H155V226L153 225V226H150V224H152V223H150L149 225H148V223H147V220L149 219V218H151V217H156V216H162V217H164V216H168V215H171L172 214V212H173V210H175L176 209V207L177 206H175L176 204H174V203H172V207L170 206V208H168V209H161V211L160 212H156L157 214H151V213H149L151 210H153L154 212H155V208L156 209H158V206L156 207V205H158V204H155V207H154V209H151V206H154V202L156 201L155 199H157L158 200V196H162L163 198H161L160 199V201L162 200V199H164L166 196H163V192H165V191H169V196H171L172 197V195L171 194H174L173 192L171 193L170 191H175L176 190V185H175V176H174V179H172V175H171V173H169V172H176V174L178 175V177H180V175H179V172H180V170H182L181 169V166H175V165H173V164H161V165H156V163L153 165V164H147L146 166H144L147 170H145V171H142L144 174H146V175H142V174H139V175H136V176H134V177H137V179L138 178H141V180H143L142 178H146V179H148V181H150V183H152L153 185H154V193L153 194H151V196L153 195V198L151 197H144V196H142L144 199L145 198H147V199H149V200H152V202L150 201V203H151V205L149 206V204H148V206L146 205H144V203H143V205L145 206V208L146 207H148L150 210L148 211V212H146V210H145V212H144V210H142L141 211V209H140V211H138V212H136V210H135V212L137 213L136 215H137V218H138V216H139V221L138 222H126V221H120L121 219H119V221H118V219H116L115 217H114V211L115 210H117V207H119V205H120V207L121 206H123V205H125V204H123L124 202H126L127 200H125V197H127V199H128V196L126 195H123L122 196V198H124L123 200L121 199H119L118 197H117V189L115 190L114 188H113V182H114V179L116 180V178L118 177V175H116L115 176V174H114V172L116 171V169H115V171L112 169V166H111V164H110V162H109V159H110V157L109 158H103L105 155H109L110 153L108 152H106V151H108L107 150V148L109 147V145L108 146H106V151H103V152H106L105 153V155L103 156V155H99L98 154V151H97V149H96V143H97V141L96 140H100L97 136H98V134H100V133H98V134H96V136L94 137L93 136V129H94V123H96L95 121H100V120H97V116H96V119H95V112H94V109L91 107V106H89V107H84L85 105H84V103H83V100H82V97H78L77 95H73ZM88 97V96H87ZM94 96H92V98H93ZM97 97H95V98H97ZM110 97H112V96H110L109 95V99H110ZM118 97V96H117ZM117 97H115V98H117ZM25 98V97H24ZM30 98H31V96H30ZM50 98H52V97H50ZM84 98V97H83ZM91 98V97H90ZM91 98V99H92ZM95 98H94V100H95ZM120 98V97H119ZM122 98L120 99V101L122 100ZM5 99V98H4ZM16 95H15V99H12L11 101H12V103H14L15 101H16ZM23 99V98H22ZM34 99V98H33ZM88 99V98H87ZM99 99L101 100V101H98L99 102V104H100V102H102V101H104V100H102V99H105V97H100L99 96ZM13 100H14V102H13ZM19 100H21V99H19ZM25 100V99H24ZM37 100V99H36ZM48 100H50V99H48ZM85 100V99H84ZM93 100V101H94ZM124 100H126V99H124ZM32 101V100H31ZM93 101H90V102H92L93 103ZM96 101V100H95ZM94 101V102H95ZM5 102H7V99L5 100ZM21 102V101H20ZM27 102V101H26ZM66 102H68V109H66V108H64V103H66ZM89 102V101H88ZM97 102V101H96ZM96 102L94 103L95 104V106L97 105L96 104ZM111 102V101H110ZM29 103H32V102H30L29 101ZM29 103H28V105H29ZM105 103H106V99H105V102H104V104H100V106H99V104H98V109L100 110V112H101V110L103 109L102 107L105 105ZM112 103V102H111ZM118 103V102H117ZM127 104V102H120V106H124V105H122V104ZM18 104H19V102H18ZM33 104V103H32ZM94 104H93V106H94ZM108 104V103H107ZM114 104V103H113ZM119 104V103H118ZM24 104L22 103V106H21V108L22 107H24V106H27V104L26 105H24ZM31 105V104H30ZM30 105H29V109H30ZM90 105V104H89ZM101 105H102V107H101ZM15 106V105H14ZM16 106H17V102H16ZM15 106V108L17 109V107ZM87 106V105H86ZM108 106H110V103H109V105ZM112 107H113V105H111ZM119 106V105H118ZM13 107V106H12ZM125 107V106H124ZM25 108V107H24ZM28 108V107H27ZM95 108V107H94ZM100 108H102V109H100ZM105 108H106V110H105ZM102 111H104V112H106L107 111V106L105 107ZM129 108V107H128ZM128 108H126V109H128ZM112 108L110 107L109 108V110H111ZM124 109V108H123ZM13 111H14V109H12ZM24 110V111H23ZM23 110H21L20 109V113H21V117H22V115H24V114H26V113H24V114H22V111L23 112H25V109H23ZM95 110H96V108H95ZM99 110H97L98 112H99ZM115 110V109H114ZM116 110H117V107H116ZM12 111V112H13ZM121 111V110H120ZM103 112V113H104ZM117 112H118V110H117ZM20 113H18L19 115H20ZM102 113V112H101ZM100 113V114H101ZM113 113V112H112ZM116 113V112H115ZM121 113V112H120ZM14 114V113H13ZM17 114V113H16ZM100 114H97V115H99V116H101L102 117V115H100ZM111 114V113H110ZM108 114L106 113L105 115L103 114V117L104 116H107ZM115 115V114H114ZM118 115H120L119 113H118ZM122 115V114H121ZM120 115V116H121ZM123 115H124V112H123ZM127 115V114H126ZM130 115V114H129ZM128 115V116H129ZM15 118H16V116L15 115H13ZM18 116V115H17ZM115 116H117V115H115ZM119 116V117H120ZM128 116L126 117L127 119H125V121H124V123L126 122V120H128ZM102 117V118H103ZM102 118H100V119H102ZM107 118H108V116H107ZM112 118H114L115 119V117H112ZM112 118H111V120L109 119V121H112L113 122V120H112ZM122 118V117H121ZM18 118H16V120H17ZM19 119H21L20 117H19ZM23 119H25V117L23 118ZM103 119H105V118H103ZM187 120V119H186ZM22 121V120H21ZM20 121V122H21ZM116 121H117V119H116ZM116 121H114V122H116ZM122 121V120H121ZM129 121V120H128ZM101 122H103V120L101 121ZM105 122H106V120H105ZM108 122V121H107ZM106 122V123H107ZM118 122V121H117ZM122 123H123V121L121 122V124L120 125H122ZM123 123V124H124ZM129 122H127V124H128ZM99 124V123H98ZM119 124V123H118ZM117 124V125H118ZM24 125V126H23ZM108 125L110 126V122L108 123ZM115 125V124H114ZM114 125H112V126H114ZM117 125H115V127L116 128H118L119 126H117ZM112 126H110V127H112ZM123 126V125H122ZM121 127V126H120ZM120 127H119V129H120ZM127 127V126H126ZM98 128H99V126H98ZM107 128V126L105 127V128H103V129H106ZM113 128V127H112ZM100 129H101V127H100ZM64 130H70L75 136H76V146L74 147V150L70 153V154H64V153H62L61 151H60V149H59V146H58V139H57V136L59 135V134H61ZM108 130V129H107ZM110 130H112L111 128H110ZM114 130V129H113ZM121 130V129H120ZM127 130V129H126ZM94 131H96V130H94ZM117 131H118V129H117ZM123 131H124V129H123ZM97 132V131H96ZM111 132V131H110ZM116 133H118V132H116ZM121 133H125V132H121ZM106 134V133H105ZM111 134V133H110ZM113 134H115V132L113 133ZM117 135V134H116ZM118 135H120V134H118ZM102 136V135H101ZM100 136V137H101ZM115 136V135H114ZM122 136H123V134H122ZM93 137H94V139H93ZM107 137V136H106ZM111 137V136H110ZM117 137V136H116ZM119 137V136H118ZM124 137V136H123ZM98 138V139H97ZM101 138H104L103 136L101 137ZM120 138V137H119ZM114 139H117V138H115L114 137ZM114 139L112 140V142H114ZM110 140H111V138H110ZM110 140H106L107 142L109 141L110 142ZM102 141H103V139H102ZM101 141V143H103ZM106 141H105V138H104V143L103 144H105L106 143ZM120 141H121V138H120ZM119 141V142H120ZM111 142V143H112ZM119 142H117V143H119ZM122 142V141H121ZM100 143V142H99ZM125 143V142H124ZM123 143V144H124ZM114 144V143H113ZM113 144H110V145H113ZM105 146V145H104ZM111 147H115V146H111ZM121 147H122V145H121ZM116 148V147H115ZM115 148H114V150H115ZM123 148V147H122ZM109 149H111V148H109ZM117 149V148H116ZM128 149H130V148H128ZM99 150V149H98ZM113 150V149H112ZM111 150V152H113ZM123 150H124V148H123ZM125 150H126V148H125ZM115 151H117V150H115ZM128 151V150H127ZM131 151L132 150H130V153L128 152V154H130L131 155ZM134 151V150H133ZM140 152H142V151H140ZM140 152H139V154H140ZM153 152H157V151H153ZM153 152H152V155L151 156H154L153 155ZM162 152V151H161ZM99 153H100V151H99ZM114 153V152H113ZM113 153H111L112 155H113ZM126 153V152H125ZM134 153H136V152H134ZM159 153V152H158ZM249 153V152H248ZM251 153V152H250ZM104 154V153H103ZM110 154V155H111ZM115 154H117V153H115ZM115 154H114V157H115ZM143 154V153H142ZM149 154V153H148ZM161 155L163 154V153H160ZM255 154V153H254ZM261 154V153H260ZM120 155V154H119ZM123 155H124V152H123ZM145 156H146V154H144ZM156 155H157V153H156ZM165 155V154H164ZM209 155V154H208ZM100 156H102V157H100ZM125 156H127L126 154H125ZM132 156H134V155H132ZM150 156V157H151ZM158 156V155H157ZM227 156V155H226ZM130 157V156H129ZM136 157H138L137 156V153H136ZM142 157H143V155H142ZM149 159H150V157L149 156H147ZM156 157V156H155ZM159 157V156H158ZM170 157V156H169ZM123 158V157H122ZM145 158V157H144ZM147 158V159H148ZM160 158V157H159ZM162 158H163V156H162ZM224 158V157H223ZM241 158H243V157H241ZM248 158H249V155H248ZM252 158L254 159L255 157H250V160H252ZM257 158V157H256ZM115 159H117V158H115ZM124 159V158H123ZM127 159V158H126ZM129 159H131V158H129ZM134 159H135V157H134ZM148 159V160H149ZM213 159V158H212ZM224 159H226V157L224 158ZM231 159V158H230ZM262 159V158H261ZM136 160V159H135ZM141 160H143V158H141V155H140V161ZM145 160H146V158H145ZM170 160V159H169ZM172 160V159H171ZM211 160V159H210ZM242 160V159H241ZM241 160L239 159V162H241ZM246 160V159H245ZM255 161H259V160H256V159H254ZM126 161V160H125ZM138 160H136V162H137ZM168 161V160H167ZM253 161V160H252ZM263 161V160H262ZM116 162V161H115ZM117 162H120L121 163V161H117ZM170 162V161H169ZM171 162H173V160L171 161ZM238 162V163H239ZM247 162V161H246ZM245 162V163H246ZM251 161H249V163H250ZM257 162H255V163H257ZM111 163H112V159H111ZM130 163V162H129ZM143 163H146L145 161L143 162ZM209 163V162H208ZM228 163V162H227ZM264 163V162H263ZM118 164V163H117ZM122 164V163H121ZM126 164V163H125ZM128 164V163H127ZM136 164V163H135ZM141 164H142V162H141ZM176 164V163H175ZM180 164H182V163H180ZM184 164V163H183ZM207 164V163H206ZM221 164V163H220ZM229 164V163H228ZM247 164V163H246ZM253 164H254V162H253ZM258 164V163H257ZM257 164H256V166H257ZM261 164V163H260ZM259 164V165H260ZM120 165V164H119ZM118 165V166H119ZM133 165V164H132ZM185 165V164H184ZM214 165H215V163H214ZM219 165V164H218ZM223 165V164H222ZM245 165V164H244ZM252 165V164H251ZM114 166V165H113ZM117 166V167H118ZM121 166V165H120ZM124 166H126L127 167V165H124ZM123 166V167H124ZM187 166V165H186ZM204 166V165H203ZM210 166H211V164H210ZM209 166V167H210ZM224 166V165H223ZM231 166H233L232 164H231ZM234 166H236V165H234ZM238 166H239V164H238ZM255 166V167H256ZM261 167H263L264 165L262 164V165H260ZM259 166V167H260ZM114 167H116V166H114ZM116 167V168H117ZM125 167V168H126ZM184 167V166H183ZM214 167V166H213ZM215 167H217V166H215ZM215 167L213 168V169H215ZM228 167H230V165H228ZM241 167V166H240ZM249 167H250V165H249ZM252 167H253V165H252ZM255 167H253V168H255ZM132 168V167H131ZM135 168V167H134ZM185 168H187V167H185ZM184 168V169H185ZM221 168H222V166H221ZM220 168V169H221ZM225 168V167H224ZM231 168V167H230ZM229 168V169H230ZM238 168V167H237ZM242 168V167H241ZM243 168H248V167H244L243 166ZM129 169V168H128ZM127 169V170H128ZM136 170H137V168H135ZM139 169V168H138ZM204 169H206V168H204ZM213 169H212V171H213ZM216 169H218V168H216ZM228 169V170H229ZM236 169V168H235ZM249 169V168H248ZM248 169H246V170H248ZM122 170V169H121ZM126 170V169H125ZM126 170V171H127ZM130 170V169H129ZM127 171V172H130L131 173V171ZM219 170V169H218ZM223 170V169H222ZM225 170V169H224ZM250 170V169H249ZM253 170V172L255 173V175H257L256 173H258V172H256L254 169H252ZM124 171V170H123ZM138 171V170H137ZM139 171H140V169H139ZM210 171V170H209ZM230 171V170H229ZM239 171V173L241 172V170H238ZM261 171V170H260ZM262 171H263V168H262ZM119 172V171H118ZM121 173H122V171H120ZM136 172V171H135ZM167 172L170 174V179H171V181L172 180H174L173 182H171L170 181V179H169V181L171 182V183H165V182H163V180L161 179V178H163L164 179V174H167ZM185 172V171H184ZM187 172V171H186ZM211 172V171H210ZM209 172V173H210ZM225 172V171H224ZM235 172H237V171H235ZM243 172V171H242ZM249 172V171H248ZM129 173V174H130ZM136 173H138V172H136ZM140 173V172H139ZM183 173V172H182ZM189 173V172H188ZM215 173H216V171H215ZM223 173V172H222ZM227 173V172H226ZM238 173V172H237ZM263 173H264V171H263ZM116 174H117V172H116ZM120 174V173H119ZM126 174V173H125ZM128 174V173H127ZM185 174V173H184ZM192 174V173H191ZM208 174V173H207ZM213 174V173H212ZM217 174V173H216ZM228 174V173H227ZM259 174V173H258ZM122 175L123 174H121V176H120V178L122 177ZM132 173L130 174V175H124V177H123V181H124V179H128V178H133L132 176ZM199 175V174H198ZM213 175H215V174H213ZM218 175H221V174H219L218 173ZM226 175V174H225ZM236 175V174H235ZM238 175V174H237ZM236 175V176H237ZM245 175H247V174H244V176ZM251 174H248V176H250ZM260 175V174H259ZM258 175V176H259ZM210 176V175H209ZM217 175H215V177H216ZM222 176V175H221ZM242 176H243V174H242ZM241 176V177H242ZM258 176H256L257 178H258ZM263 175H261V176H259V177H262ZM166 177V176H165ZM177 177V178H178ZM182 177V176H181ZM211 177V176H210ZM246 177V176H245ZM253 177H255V176H252V178ZM256 177L254 178V179H256ZM264 177V176H263ZM184 178V177H183ZM194 178H196L195 176H194ZM198 178V177H197ZM203 178V177H202ZM201 178V179H202ZM240 178V177H239ZM249 178V177H248ZM248 178H244V180H243V182L245 181V179L247 180ZM252 178H250V180L252 179ZM185 179V178H184ZM241 179V178H240ZM254 179H252L251 181L248 179V182H250L249 184H251L252 185V181L254 180ZM162 180V181H161ZM178 180H180V179H178ZM198 180V179H197ZM200 180V179H199ZM208 180V179H207ZM210 180V179H209ZM212 180V179H211ZM213 180H216V178L215 179H213ZM130 181V180H129ZM137 180L135 179V182H134V184L135 183H138L139 184V182L137 181ZM147 181V180H146ZM181 181L182 182H184L183 181V179H181ZM194 181H196L195 179H194ZM257 181H259V179H257ZM263 181V180H262ZM261 181V182H262ZM128 182V181H127ZM127 182H125V184L127 183ZM130 182H133V181H130ZM130 182H128L129 184H130ZM144 182H145V180H144ZM186 182H188V181H186ZM209 182V181H208ZM242 182V183H243ZM260 182V183H261ZM116 183H117V181H116ZM119 183V182H118ZM118 183H117V185H118ZM123 183V182H122ZM141 183H142V181H141ZM148 183V182H147ZM150 183L146 186V185H144V187L146 186V188H148L149 187V189L148 190H150ZM185 183V182H184ZM188 183H190V181L188 182ZM247 183V181L245 182V184ZM128 184V185H129ZM193 184V183H192ZM244 184V183H243ZM248 184V185H249ZM259 184V183H258ZM257 184V185H258ZM262 184H263V182H262ZM261 184V186H263ZM116 185V186H117ZM120 185H122L121 183L118 185V188L120 187ZM131 185V184H130ZM130 185L128 186L129 188H130ZM126 186V185H125ZM139 186V185H138ZM137 185H135V187H138ZM185 186H187V184L186 185H183V183H182V186L181 187H179V188H177L178 190L180 189V188H182V187H184L185 188ZM241 186H242V184H241ZM243 186H245V185H243ZM242 186V187H243ZM246 186H247V184H246ZM256 185H255V183H254V185H253V187L252 188H254ZM142 187H143V185H142ZM189 187V186H188ZM258 187V186H257ZM132 189L134 188V187H131ZM146 188H144V189H146ZM152 188V189H153ZM175 188V189H174ZM264 188V187H263ZM121 189V188H120ZM138 189H140V187L138 188ZM244 189H245V187H244ZM131 190V189H130ZM142 190V189H141ZM140 190V191H141ZM147 190V191H148ZM240 189H238V191H239ZM241 190H243V188H241ZM248 192H251L253 189H251V187H250V189L248 188ZM251 190V191H250ZM256 190V189H255ZM264 190V189H263ZM119 191V190H118ZM125 191V190H124ZM136 191V190H135ZM145 191V190H144ZM116 192V193H115ZM127 192V191H126ZM129 192V191H128ZM131 192V191H130ZM176 192H177V190H176ZM236 192V191H235ZM241 192V194H243V193H248L247 192V190L245 191V192H243L242 193V191H240ZM257 192V191H256ZM256 192H254V191H252V194L253 193H256ZM136 193V192H135ZM141 193V192H140ZM142 193H144V192H142ZM148 193V192H147ZM161 193H162V195H161ZM166 193V192H165ZM236 193H238V192H236ZM260 193V192H259ZM262 193H264V192H261L260 194H262ZM130 194V193H129ZM128 194V195H129ZM133 194H134V190H133ZM168 194V193H167ZM250 194V193H249ZM120 195V194H119ZM131 195V194H130ZM144 195V194H143ZM148 195V194H147ZM125 196V197H124ZM131 196H133V195H131ZM141 196V195H140ZM146 196V195H145ZM168 196V197H169ZM173 196H175V195H173ZM239 196H240V194H239ZM238 196V197H239ZM258 196H261V195H258ZM263 196V195H262ZM134 197V196H133ZM159 197V198H160ZM176 197V196H175ZM244 197V196H243ZM252 197V196H251ZM14 198V199H15ZM26 198V199H25ZM27 198H28V200H27ZM30 198V199H29ZM135 198V197H134ZM236 198V197H235ZM250 198V197H249ZM249 198H247V199H249ZM254 199H252L251 200V206H253L254 205V203L255 202H257V201H259L258 200V198H256V197H253ZM264 198V197H263ZM20 199H19V202H20ZM130 199V198H129ZM128 199V200H129ZM133 198H131V202L132 201H134V200H132ZM167 199L168 198H166V201L164 200V202L165 203H167ZM173 199H174V197H173ZM181 199V198H180ZM184 199V198H183ZM240 199V198H239ZM22 200V199H21ZM31 201V202H33V207H34V203L36 202V205H35V207L38 205V201ZM122 201L121 202V204L119 203L120 201ZM136 200V199H135ZM139 200V199H138ZM149 200H148V202H149ZM155 200V201H154ZM241 200V199H240ZM262 201H264L263 199H261ZM15 201V203H18V202H16V200H14ZM18 201V200H17ZM124 201V202H123ZM140 201V200H139ZM141 201H143L142 199H141ZM159 201V200H158ZM174 201V200H173ZM181 201V200H180ZM179 200H178V202H180ZM188 201H192V200H190V199H188ZM187 201V202H188ZM261 201V202H262ZM22 202V201H21ZM38 202V203H37ZM130 202V200H129V202L127 201L126 203L128 204V205H125V207H123V210H121V208H120V210H121V212L123 211L124 212V208H126L127 209V207L126 206H130V205H132L133 207H134V203L133 204H130L131 203ZM162 202V201H161ZM163 202V203H164ZM170 202V200H168V203ZM187 202H185V203H187ZM193 202V201H192ZM192 202H190L192 205H193V203ZM204 202H206V200L204 201ZM260 202V203H261ZM24 203H21V205L23 206L24 205ZM139 203V202H138ZM137 203V204H138ZM146 203V202H145ZM155 203H157V201L155 202ZM175 203H176V200H175ZM182 203V202H181ZM189 203V202H188ZM207 203V202H206ZM243 203H245V202H243ZM258 203V202H257ZM260 203H258V204H260ZM19 204V203H18ZM40 204V203H39ZM130 204V205H129ZM161 203L159 202V205H160ZM184 204V203H183ZM204 204V203H203ZM249 204V203H248ZM26 205V207H25V205H24V209L23 210H27V207H28V210H30L31 209V211H32V208H31V206L32 205H30V206H27ZM169 205V204H168ZM182 205V204H181ZM185 206V208L186 209H188L187 207H188V205H186V204H184ZM190 205V204H189ZM207 205H209V204H207ZM16 206V205H15ZM14 206V207H15ZM41 204L40 205H38V209H34L33 208V210H35L34 212H36L37 213V211L36 210H38V212L39 211H41V210H39V209H41ZM132 206H131V208H132ZM206 206V205H205ZM243 206V205H242ZM244 206H245V204H244ZM244 206H243V208H244ZM256 206V205H255ZM261 206V205H260ZM17 207L18 206H16L15 208H16V211L17 212H19V208H18V210H17ZM40 207V208H39ZM47 207V206H46ZM45 207V208H46ZM136 207V206H135ZM140 208L142 207V206H139ZM160 207H162V206H160ZM207 208H209V206H206ZM258 207V206H257ZM26 208V209H25ZM37 208V207H36ZM52 207H50L49 209H51ZM153 208V207H152ZM178 208H179V206H178ZM241 208V207H240ZM249 209H250V207H248ZM247 208V209H248ZM22 209V208H21ZM130 209V208H129ZM133 209V208H132ZM137 209V208H136ZM139 209V208H138ZM206 209V208H205ZM254 209V208H253ZM257 210L259 209V208H256ZM261 209L262 208H260L259 210L261 211ZM15 210V209H14ZM46 210V209H45ZM47 210H48V208H47ZM119 210V209H118ZM120 210L118 211V212H120ZM158 210H160V209H158ZM182 210H183V208H182ZM255 210V209H254ZM43 211H44V209H43ZM133 211V210H132ZM206 211V210H205ZM246 211V210H245ZM249 211V210H248ZM260 211H259V213H260ZM120 212V213H121ZM122 212V213H123ZM178 212V211H177ZM176 212V210H175V213L178 215V213ZM250 212V211H249ZM252 212V214L254 215H256L255 217H257V215H259V214H256V213H253L254 211H251ZM256 212V211H255ZM45 213H47V212H45ZM117 213V212H116ZM126 213V212H125ZM127 213H129V212H127ZM180 213V212H179ZM206 213V212H205ZM231 213V212H230ZM237 213H239V212H237ZM243 213H245V212H243ZM258 213V212H257ZM262 213H263V209H262ZM124 214V213H123ZM132 214H134V213H132ZM232 214H233V212H232ZM246 214V213H245ZM116 215V214H115ZM131 215V214H130ZM251 215V214H250ZM125 216V215H124ZM127 216H129L128 214H127ZM133 216V215H132ZM131 216V217H132ZM135 216V215H134ZM133 216V217H134ZM179 216V215H178ZM181 216V215H180ZM237 216V215H236ZM245 216V215H244ZM259 216H261V215H259ZM259 216L257 217V219H259ZM262 216H263V214H262ZM262 216H261V218H262ZM120 216H118V218H119ZM130 217V216H129ZM162 217H159V218H162ZM169 217H171V216H168V217H164V218H169ZM211 217V216H210ZM238 217H239V215H238ZM251 217H253V216H251ZM253 218V219H255V220H253V224H254V221H256V218ZM32 218V217H31ZM122 218V217H121ZM124 218V217H123ZM122 218V219H123ZM135 218H136V216L134 217V220H135ZM136 218V219H137ZM157 218V217H156ZM178 218V217H177ZM177 218L175 219V222H177L176 220H177ZM186 218V217H185ZM208 218V217H207ZM233 218H234V216H233ZM236 218V217H235ZM163 219V218H162ZM181 219H183L182 217H181ZM192 219V218H191ZM206 219V218H205ZM228 219H229V217L227 218V221H228ZM232 219V218H231ZM242 219H243V217H242ZM252 219V218H251ZM250 219V220H251ZM70 220V221H69ZM130 220H131V218H130ZM129 220V221H130ZM138 220V219H137ZM153 221H156V220H154V218L152 219ZM152 220H150V221H152ZM157 220H158V218H157ZM167 220V219H166ZM179 220H180V218H179ZM195 220V219H194ZM230 220V219H229ZM248 220V219H247ZM261 220V219H260ZM264 220V219H263ZM37 221V220H36ZM64 221V222H65ZM133 221V220H132ZM149 221V222H150ZM152 221V222H153ZM160 221V220H159ZM163 221V220H162ZM161 221V222H162ZM165 221V220H164ZM181 222L182 221H184V219L183 220H180ZM186 221V220H185ZM188 221H190V219L188 220ZM191 221H193V220H191ZM190 221V222H191ZM210 221V220H209ZM160 222V223H161ZM168 222V221H167ZM169 222H170V220H169ZM179 222V221H178ZM177 222V223H178ZM195 222V221H194ZM262 221H259V223H261ZM154 223V222H153ZM157 223H159L158 221H157ZM193 222H191V224H192ZM208 223V222H207ZM230 223V222H229ZM235 223H237V221L235 222ZM234 223V224H235ZM263 223H264V221H263ZM203 224H205L204 222H203ZM253 224H252V226H253ZM239 225H241V224H239L238 223V226ZM259 225V224H258ZM188 226H189V224H188ZM194 226V225H193ZM208 225H206V227H207ZM227 226V225H226ZM230 226H234V225H230ZM229 226V227H230ZM246 226V225H245ZM248 226L249 227H247V228H249L250 230H251V228H250V224H248ZM195 227V226H194ZM243 227V225L241 226V228ZM245 227V228H246ZM255 227V226H254ZM191 228H193V227H191ZM228 228V227H227ZM226 228V229H227ZM244 228V227H243ZM242 228V229H243ZM205 229H207V228H205ZM213 229H215V228H213ZM225 229V228H224ZM235 229V231L237 230L236 228H232V230L231 231H233ZM242 229H240L241 231H242ZM264 228L262 227V229H256V228H254L252 231H251V233H250V230L248 231L249 233H250V235H252V237L253 238H255V239H257V242H260V241H258V240H260V239H264V230H263ZM204 230V229H203ZM229 231H230V229H228ZM245 230V232H246V230L247 229H244ZM228 231V232H229ZM230 231V232H231ZM234 231V232H235ZM233 232V233H234ZM232 233V232H231ZM231 233H230V235H231ZM240 233V232H239ZM243 232H241V234H242ZM221 234H222V232H221ZM235 234V233H234ZM236 234H238L237 233V231H236ZM235 234V235H236ZM74 235H75V237H74ZM206 235V234H205ZM211 235H212V233H211ZM218 235V234H217ZM246 235H247V233H246ZM249 235V236H250ZM202 236H204V234L202 235ZM232 237H233V235H231ZM245 236V235H244ZM248 236V235H247ZM225 238L227 237V235L226 236H224ZM223 237V238H224ZM237 237V236H236ZM239 237H241V236H239ZM206 238L208 239V237L206 236ZM209 238H210V236H209ZM220 238H222V236L220 237ZM222 238V239H223ZM224 238V239H225ZM251 238V237H250ZM64 239V240H65ZM214 239V238H213ZM218 241L217 242H219V239L218 238H216ZM231 241H230V240ZM236 239V238H235ZM238 239V238H237ZM241 239V238H240ZM263 239H262V242H263ZM209 240V239H208ZM215 240V239H214ZM213 240V241H214ZM250 240H252V239H250ZM212 241V242H213ZM70 242H71V244H70ZM208 242V241H207ZM220 242H222V241H220ZM224 242H225V240H224ZM248 242V241H247ZM246 242V243H247ZM210 243V242H209ZM209 243H207V244H209ZM215 243H216V241H215ZM254 243V242H253ZM256 243V242H255ZM69 244V245H68ZM217 244V243H216ZM218 245V244H217ZM221 245H222V243H221ZM250 245V244H249ZM248 245V246H249ZM259 245H261L260 243H259ZM205 246V245H204ZM208 246L209 245H207L206 247L208 248ZM220 246V245H219ZM71 247V248H70ZM211 247H215V246H211ZM217 247V246H216ZM215 247V248H216ZM221 247V246H220ZM243 247H245V245L243 246ZM247 247V246H246ZM250 247V246H249ZM264 247V246H263ZM206 249V248H205ZM240 249H241V251H240ZM264 248H262V250H263ZM209 250H211V249H209ZM260 250H261V248H260ZM261 250V251H262ZM203 251V250H202ZM213 252H214V248H213ZM207 254H208V252H207ZM244 254H246V253H244ZM206 256H208V257H206ZM245 256V255H244ZM244 256L243 257H241V258H244ZM260 256H262V255H260ZM259 256V257H260ZM263 258V257H262ZM251 259V258H250ZM68 260V262H71V261H69ZM244 260V259H243ZM242 261V260H241ZM246 261V260H245ZM248 261V260H247ZM252 261H254V259H252ZM257 261V260H256ZM264 262V261H263ZM226 263V262H225ZM224 263V264H225ZM233 263V262H232ZM235 263V262H234ZM245 263V262H244ZM243 262L241 263V264H244ZM247 263V262H246ZM245 263V264H246ZM259 263H261V262H259ZM71 264V263H70ZM231 264V263H230ZM256 264V263H255Z\"/></svg>","mask_w":264,"mask_h":264}]
</instances>
